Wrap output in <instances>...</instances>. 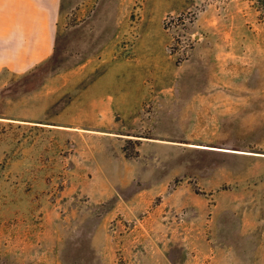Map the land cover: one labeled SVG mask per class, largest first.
Masks as SVG:
<instances>
[{
  "label": "rangeland",
  "instance_id": "rangeland-1",
  "mask_svg": "<svg viewBox=\"0 0 264 264\" xmlns=\"http://www.w3.org/2000/svg\"><path fill=\"white\" fill-rule=\"evenodd\" d=\"M70 3L0 68V264H264L263 2Z\"/></svg>",
  "mask_w": 264,
  "mask_h": 264
},
{
  "label": "crops",
  "instance_id": "crops-1",
  "mask_svg": "<svg viewBox=\"0 0 264 264\" xmlns=\"http://www.w3.org/2000/svg\"><path fill=\"white\" fill-rule=\"evenodd\" d=\"M70 10V0H0V68L25 73L50 60ZM227 179L221 172L211 184Z\"/></svg>",
  "mask_w": 264,
  "mask_h": 264
},
{
  "label": "trees",
  "instance_id": "trees-1",
  "mask_svg": "<svg viewBox=\"0 0 264 264\" xmlns=\"http://www.w3.org/2000/svg\"><path fill=\"white\" fill-rule=\"evenodd\" d=\"M262 2H263V4H264V0H261Z\"/></svg>",
  "mask_w": 264,
  "mask_h": 264
}]
</instances>
